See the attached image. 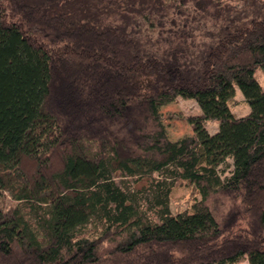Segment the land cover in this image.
<instances>
[{
    "label": "trees",
    "instance_id": "obj_1",
    "mask_svg": "<svg viewBox=\"0 0 264 264\" xmlns=\"http://www.w3.org/2000/svg\"><path fill=\"white\" fill-rule=\"evenodd\" d=\"M257 68L264 0H0V264H264ZM177 97L200 111L171 140Z\"/></svg>",
    "mask_w": 264,
    "mask_h": 264
},
{
    "label": "rangeland",
    "instance_id": "obj_2",
    "mask_svg": "<svg viewBox=\"0 0 264 264\" xmlns=\"http://www.w3.org/2000/svg\"><path fill=\"white\" fill-rule=\"evenodd\" d=\"M254 77L257 78L261 88L264 90V73L261 68H257ZM236 93L232 100H230V110L236 116H243L249 111V105L246 101H243V96L241 91L235 87ZM162 117V122L166 128L167 136L171 140H177V138L186 136L192 133V128L187 122V116L190 114L199 113L200 109L192 99H183L181 97L175 98L173 102L164 104L159 109ZM205 126H207L208 131L211 133L216 130L217 122L216 121H207ZM117 182L122 183L124 181L127 183H132V179L123 178L116 180ZM135 190V189H134ZM152 198V194L149 192L144 194H137L135 196L136 202L143 206H146L145 200H150ZM199 193L197 188L194 185H188L186 183H180L177 187H172L169 194V210L173 214L179 213L183 210H189L191 204L199 199ZM2 205L6 207L10 205L11 202L9 197L4 200H0ZM208 205L213 210L217 219L226 211L228 208L227 201L224 202L223 199H220L219 196H212L208 199ZM150 217L157 222L158 216L155 214H151ZM220 220V219H219ZM78 235L87 236L94 232V226L91 223H87V226L83 229L78 230ZM235 264H247L246 260H241L239 263Z\"/></svg>",
    "mask_w": 264,
    "mask_h": 264
}]
</instances>
